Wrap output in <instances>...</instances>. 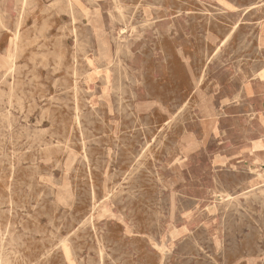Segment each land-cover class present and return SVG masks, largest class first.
I'll return each instance as SVG.
<instances>
[{
	"label": "rangeland",
	"instance_id": "rangeland-1",
	"mask_svg": "<svg viewBox=\"0 0 264 264\" xmlns=\"http://www.w3.org/2000/svg\"><path fill=\"white\" fill-rule=\"evenodd\" d=\"M81 2L0 0V264H264V0Z\"/></svg>",
	"mask_w": 264,
	"mask_h": 264
},
{
	"label": "crops",
	"instance_id": "crops-1",
	"mask_svg": "<svg viewBox=\"0 0 264 264\" xmlns=\"http://www.w3.org/2000/svg\"><path fill=\"white\" fill-rule=\"evenodd\" d=\"M257 45L264 50V36L261 44L257 40ZM236 83V87H231L229 96L223 99V103L220 100L218 106L221 111L225 108V110L223 109L224 113L234 108H244L247 113L245 121L250 126V131L246 133L245 147L228 155L220 154L217 157L221 159L216 161V166H221L226 162L222 159L226 157L229 164L242 162L251 172L264 170V68L260 69L256 75L241 78ZM217 116L215 115V117ZM232 119L235 122L234 118ZM235 119L236 123L240 121L238 118ZM252 264L254 263L252 262Z\"/></svg>",
	"mask_w": 264,
	"mask_h": 264
},
{
	"label": "bare ground",
	"instance_id": "bare-ground-1",
	"mask_svg": "<svg viewBox=\"0 0 264 264\" xmlns=\"http://www.w3.org/2000/svg\"><path fill=\"white\" fill-rule=\"evenodd\" d=\"M233 1V0H232ZM234 2H235V0H234ZM244 2V1H243ZM71 3V2H70ZM69 3V4H70ZM82 2H81V0H77V6H78V9H83V7H82V4H81ZM68 4V3H67ZM233 4V3H232ZM91 5V4H90ZM251 5V4H250ZM245 7V6H244ZM252 8H254V7H250L249 6V8H248V11H246V13H248ZM245 9V8H244ZM223 12V11H222ZM205 14H206V12H205ZM244 14V13H243ZM242 14V15H243ZM256 14V13H255ZM244 16V15H243ZM20 19H21V17H20ZM225 19V18H224ZM248 19V18H247ZM225 20H227V19H225ZM72 21H75V19H73ZM230 21V20H229ZM247 21V20H246ZM207 22V21H206ZM250 22V21H249ZM259 22V21H258ZM251 26V25H250ZM230 27V26H229ZM237 26H235V28H236ZM234 28V29H235ZM230 32V31H229ZM228 32V33H229ZM18 36V35H17ZM208 36H210V33L208 34ZM225 35H223V37H224ZM247 36V35H246ZM263 36H264V23H261L260 25H259V29H258V33H257V37L260 39V44L263 42ZM233 37V32H231L226 38V40L225 41H222V44L220 45V47L218 48V50H217V52H222V50L225 48V45L229 42L228 41V38H232ZM108 46V45H107ZM107 51L109 52V53H111V51H110V49H109V47H107ZM111 63V62H110ZM243 90V89H242ZM240 96V95H239ZM94 108H96V107H94ZM215 110V109H214ZM138 114V113H137ZM132 115H133V113H132ZM79 121V120H78ZM78 123V122H77ZM200 146V145H199ZM148 148V147H147ZM141 158V157H140ZM183 182H185V181H183ZM93 197V196H92ZM208 209V208H207ZM206 209V210H207ZM209 212V211H208ZM94 231V230H93Z\"/></svg>",
	"mask_w": 264,
	"mask_h": 264
}]
</instances>
